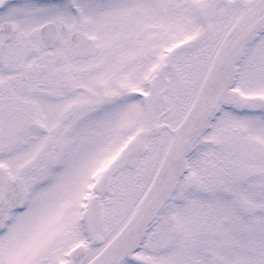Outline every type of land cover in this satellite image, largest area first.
<instances>
[{
  "label": "snow or ice",
  "instance_id": "6c2138e0",
  "mask_svg": "<svg viewBox=\"0 0 264 264\" xmlns=\"http://www.w3.org/2000/svg\"><path fill=\"white\" fill-rule=\"evenodd\" d=\"M0 264H264V0H0Z\"/></svg>",
  "mask_w": 264,
  "mask_h": 264
}]
</instances>
